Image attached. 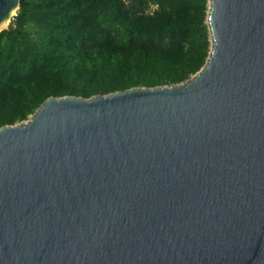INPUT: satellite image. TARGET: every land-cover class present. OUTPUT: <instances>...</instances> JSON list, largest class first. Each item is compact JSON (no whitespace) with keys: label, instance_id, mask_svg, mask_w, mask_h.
<instances>
[{"label":"water","instance_id":"obj_1","mask_svg":"<svg viewBox=\"0 0 264 264\" xmlns=\"http://www.w3.org/2000/svg\"><path fill=\"white\" fill-rule=\"evenodd\" d=\"M209 3L188 82L0 129V264H264V0Z\"/></svg>","mask_w":264,"mask_h":264},{"label":"trees","instance_id":"obj_2","mask_svg":"<svg viewBox=\"0 0 264 264\" xmlns=\"http://www.w3.org/2000/svg\"><path fill=\"white\" fill-rule=\"evenodd\" d=\"M210 0H21L0 33V129L50 98L186 83L210 57Z\"/></svg>","mask_w":264,"mask_h":264},{"label":"bare ground","instance_id":"obj_3","mask_svg":"<svg viewBox=\"0 0 264 264\" xmlns=\"http://www.w3.org/2000/svg\"><path fill=\"white\" fill-rule=\"evenodd\" d=\"M16 12H17V11H14V12L12 13V18H11L9 21H7V23H5V25H4V26H9V24L11 23V21H12L13 17L16 15ZM186 85H188V83H187V84H185V86H186Z\"/></svg>","mask_w":264,"mask_h":264},{"label":"rangeland","instance_id":"obj_4","mask_svg":"<svg viewBox=\"0 0 264 264\" xmlns=\"http://www.w3.org/2000/svg\"><path fill=\"white\" fill-rule=\"evenodd\" d=\"M16 15H17V14H16ZM12 21H13V20H12ZM12 21H11V22H12ZM10 24H11V23H10ZM10 24H9V25H10ZM8 27H9V26H8ZM208 60H209V59H208ZM207 62H208V61H207Z\"/></svg>","mask_w":264,"mask_h":264}]
</instances>
